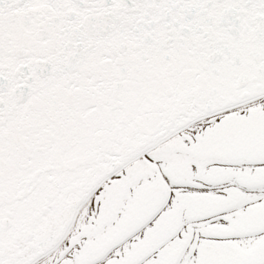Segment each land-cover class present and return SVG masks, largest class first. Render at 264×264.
Returning a JSON list of instances; mask_svg holds the SVG:
<instances>
[{
	"label": "snow or ice",
	"instance_id": "snow-or-ice-1",
	"mask_svg": "<svg viewBox=\"0 0 264 264\" xmlns=\"http://www.w3.org/2000/svg\"><path fill=\"white\" fill-rule=\"evenodd\" d=\"M0 264H264V0H0Z\"/></svg>",
	"mask_w": 264,
	"mask_h": 264
}]
</instances>
